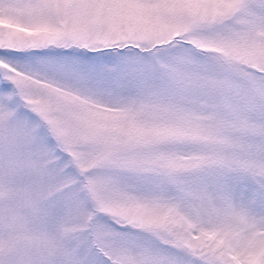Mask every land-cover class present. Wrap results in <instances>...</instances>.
I'll return each mask as SVG.
<instances>
[{
    "label": "snow or ice",
    "instance_id": "6c2138e0",
    "mask_svg": "<svg viewBox=\"0 0 264 264\" xmlns=\"http://www.w3.org/2000/svg\"><path fill=\"white\" fill-rule=\"evenodd\" d=\"M0 264H264V0H0Z\"/></svg>",
    "mask_w": 264,
    "mask_h": 264
}]
</instances>
